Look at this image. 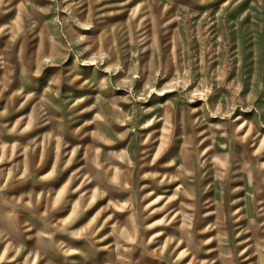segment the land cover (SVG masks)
Instances as JSON below:
<instances>
[{
	"label": "rangeland",
	"instance_id": "374dc122",
	"mask_svg": "<svg viewBox=\"0 0 264 264\" xmlns=\"http://www.w3.org/2000/svg\"><path fill=\"white\" fill-rule=\"evenodd\" d=\"M0 264H264V0H0Z\"/></svg>",
	"mask_w": 264,
	"mask_h": 264
}]
</instances>
